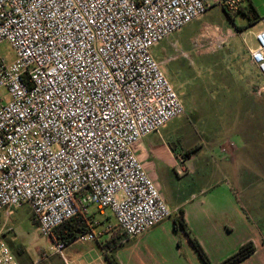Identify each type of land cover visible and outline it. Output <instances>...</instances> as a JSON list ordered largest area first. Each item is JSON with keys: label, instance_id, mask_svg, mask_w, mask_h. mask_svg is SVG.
Returning a JSON list of instances; mask_svg holds the SVG:
<instances>
[{"label": "built area", "instance_id": "1", "mask_svg": "<svg viewBox=\"0 0 264 264\" xmlns=\"http://www.w3.org/2000/svg\"><path fill=\"white\" fill-rule=\"evenodd\" d=\"M244 1L212 4L231 15ZM210 7L209 0H0V45L15 53L10 63L0 55L7 92L0 211L29 206L49 238L90 206L109 210L127 238L171 218L135 153L141 139L185 113L152 49ZM259 23L249 56L264 80V16ZM96 239L89 230L77 240ZM0 264H17L2 241Z\"/></svg>", "mask_w": 264, "mask_h": 264}, {"label": "rangeland", "instance_id": "2", "mask_svg": "<svg viewBox=\"0 0 264 264\" xmlns=\"http://www.w3.org/2000/svg\"><path fill=\"white\" fill-rule=\"evenodd\" d=\"M209 2L211 7L203 17L171 35L168 45L178 43L183 53L175 61L162 64L185 113L155 136L171 143L182 162L183 155L195 152L185 165L193 166L188 174L181 171L182 163L154 170L156 184L169 202L181 198L185 188L197 181L195 168L221 166L220 156L206 160L205 154H224V149L237 161L242 190L252 189L256 196L264 197V91L249 57L261 29L264 0H245L241 9L231 15L213 5L212 0ZM245 9L248 15H244ZM0 55L7 63L15 60L9 43L0 45ZM0 94L6 96L7 92L2 90ZM225 104L229 107H222ZM5 228L6 235L18 246L24 245L30 255L35 257L34 250L43 249L40 260L48 259L54 252L50 238L40 234L25 208L14 210L5 221ZM7 239L3 242L11 245Z\"/></svg>", "mask_w": 264, "mask_h": 264}, {"label": "crops", "instance_id": "3", "mask_svg": "<svg viewBox=\"0 0 264 264\" xmlns=\"http://www.w3.org/2000/svg\"><path fill=\"white\" fill-rule=\"evenodd\" d=\"M169 38L161 42L159 49L157 46L152 49V55L161 66L175 61L183 53L178 43L168 45ZM257 74L262 79V88L263 77L258 70ZM225 106L229 107L222 105ZM161 130L144 137L135 146L137 157L155 183L154 170L167 165L174 167L182 163L181 171L188 174L193 166H185L186 162L195 154L189 151L186 156L183 155L185 162L180 161L179 154L170 146L172 144L161 136H155ZM220 154H205L206 160L211 156H220L218 165L221 166L195 168L197 181L185 188L181 198L176 197L172 202L164 198L173 212L172 217L138 237L127 238L110 211L100 212L95 206H90L85 218L90 230L97 236L95 241L76 240L60 253L52 252L48 259L40 260V250L43 249L36 248L34 257L24 245V248L18 246L13 238L6 235L5 221L16 209L0 211V215L3 214L0 241L8 237V242H12L7 246L17 264H110L111 256L119 264H205L188 235L174 228V218L183 215L192 235L207 255L209 264H221L249 242L254 244L255 251L238 264H264V197L256 196L252 189L242 190L236 159L228 154V150ZM21 208H25L33 220L30 207L23 205ZM55 244L50 237L51 249Z\"/></svg>", "mask_w": 264, "mask_h": 264}, {"label": "trees", "instance_id": "4", "mask_svg": "<svg viewBox=\"0 0 264 264\" xmlns=\"http://www.w3.org/2000/svg\"><path fill=\"white\" fill-rule=\"evenodd\" d=\"M246 10L247 9H245L244 11V15H248V12ZM225 13L229 15L227 12ZM248 21L250 22V24L253 23L251 16H248ZM173 221H174V228L176 230H182L188 235L199 257L202 259V261L205 264H209V259L207 255L205 254L203 248L198 243L196 238L192 235L183 215H179L175 217ZM89 230H90V227L85 218V214H79L78 216L66 221L61 226L56 228L51 235V239L54 243H57V244L61 243L65 247L69 245L70 243L76 241L81 234H84L88 232ZM254 251H255L254 244L252 242H249L243 245L234 255L227 258L221 264H238L241 261L248 258L250 255H252ZM109 262L110 264H119V262L113 256L109 257Z\"/></svg>", "mask_w": 264, "mask_h": 264}]
</instances>
